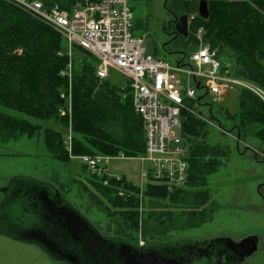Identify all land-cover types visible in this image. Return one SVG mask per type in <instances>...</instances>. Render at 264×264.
<instances>
[{"label": "rangeland", "instance_id": "1", "mask_svg": "<svg viewBox=\"0 0 264 264\" xmlns=\"http://www.w3.org/2000/svg\"><path fill=\"white\" fill-rule=\"evenodd\" d=\"M182 1L129 0L134 15L133 32L144 37L146 53L152 55L156 51L171 65L181 60L186 62L194 48L186 38L176 41L175 24L171 28L172 21L185 14L181 11ZM61 42V54L67 55L72 69L71 81L60 90L65 96V106H69L73 100L76 75L80 74L83 64L94 65L95 62L87 53L67 45L64 39ZM220 61L227 65L233 63L228 58H220ZM111 80L125 87V79L120 74L112 72ZM238 90L216 104L203 97L201 106L194 107L196 116L207 123L206 144L228 149L229 156L225 165L206 176L204 186L194 189L196 197L183 198L175 203L169 198L150 201L145 197L143 191L148 182L142 171L148 168L149 162L143 161L141 156L122 158L97 153L109 158L110 176L125 179L139 188L138 191L132 190L138 197L135 207L125 203L131 199L126 188L109 189L104 182L101 185L91 181V171L85 170L81 159L91 155L72 154L74 136L79 141H83V137L74 133L69 117L60 116L65 127L56 120L35 121L37 129L33 134H11L0 128V264H66L52 259L26 239H20L27 237L28 214L14 197L18 191L30 189L38 183L54 187L61 198L104 237L126 239L141 247V243L162 245L181 240L239 243L254 236L258 240V251L248 261L264 264V140L254 134L261 127L240 126ZM0 110L14 114L2 107ZM50 130L62 132L63 138H70V142H64L65 148L70 147L71 153L66 149L68 161L59 160L56 151L52 154L46 149L44 139Z\"/></svg>", "mask_w": 264, "mask_h": 264}, {"label": "trees", "instance_id": "2", "mask_svg": "<svg viewBox=\"0 0 264 264\" xmlns=\"http://www.w3.org/2000/svg\"><path fill=\"white\" fill-rule=\"evenodd\" d=\"M41 1L46 5L56 3L63 9H71L80 0ZM199 1L181 2V11L188 17L194 16L189 25V35L185 37L194 44L191 53L199 48L196 34L203 28V43L216 50L219 58L230 59L237 77L264 91V0H207V20L198 15ZM176 19L172 21L171 28ZM174 34L176 41L183 39ZM61 39L60 34L28 12L0 0V107L14 113L0 110V128L9 130L11 134H33L37 129L35 121L56 120L61 126H66L59 115L65 106L60 90L69 82L60 75L68 65L67 55L59 54L62 52ZM78 49L93 58L95 64H83L80 74L74 79L72 125L74 133L81 135L83 141L74 136L72 154L142 156L145 151L143 122L134 111L126 80L125 87H120L111 78L101 80L96 74L97 59ZM154 56L160 57L156 51ZM237 96L240 126L261 127L254 134L264 140V101L245 88H239ZM181 118L183 136L190 144L187 157L189 181L185 188L176 191L148 184L143 193L150 201L169 198L175 203L183 198L196 197L194 189L204 186L206 176L227 162L228 149L206 144L207 123L204 120L188 111H182ZM44 145L52 154L56 151L59 160H69L62 132H47ZM90 174L91 181L101 185L108 179L105 186L109 189L126 188L131 199L125 203L135 207L138 197L132 190L138 191L139 188L125 179ZM155 245L158 244L144 247Z\"/></svg>", "mask_w": 264, "mask_h": 264}, {"label": "built area", "instance_id": "3", "mask_svg": "<svg viewBox=\"0 0 264 264\" xmlns=\"http://www.w3.org/2000/svg\"><path fill=\"white\" fill-rule=\"evenodd\" d=\"M2 1L28 12L60 34L67 45L95 57L96 74L101 80L111 78L112 72L126 80L134 111L143 122L145 151L141 157L149 166L142 176L148 184L176 191L185 188L189 181L190 144L182 132V111L197 115L194 107L201 106L203 97L216 104L239 88L254 92L264 101L263 90L237 77L234 68L221 63L217 51L203 43V28L196 34L199 48L186 62L171 65L146 53L144 37L133 32L134 15L129 0H80L71 9H63L56 3L46 5L41 0ZM193 19L194 16L188 17V28ZM71 70L68 64L60 73L69 82ZM200 92L204 94L199 95ZM61 98L65 96L61 94ZM59 115L72 119V104L60 109ZM64 142H70V138L64 137ZM119 156L126 158L122 153ZM81 159L92 174L114 178L109 174L107 156ZM107 183L108 179L104 185Z\"/></svg>", "mask_w": 264, "mask_h": 264}, {"label": "water", "instance_id": "4", "mask_svg": "<svg viewBox=\"0 0 264 264\" xmlns=\"http://www.w3.org/2000/svg\"><path fill=\"white\" fill-rule=\"evenodd\" d=\"M198 15L208 19L207 0L199 1ZM175 33L183 38L189 35L186 14L176 19ZM14 198L23 204L28 214V223L25 224L27 237L20 239H26L52 259L66 264H201L195 255L203 254L204 251L198 248L208 244L176 241L137 247L123 239L104 237L79 211L61 198L54 187L47 184L38 183L30 189L20 190ZM250 239L257 240L253 236L245 241ZM257 247L258 243L255 242L249 248L253 252Z\"/></svg>", "mask_w": 264, "mask_h": 264}, {"label": "flooded vegetation", "instance_id": "5", "mask_svg": "<svg viewBox=\"0 0 264 264\" xmlns=\"http://www.w3.org/2000/svg\"><path fill=\"white\" fill-rule=\"evenodd\" d=\"M255 242L258 243V240L250 239L247 242L243 241L239 243L220 241L215 245L208 243L204 247L200 246L198 248L204 252L201 255L196 254L195 257L198 259V263L201 264H254L250 263L248 260L258 251V247L253 252L249 248L254 246ZM198 249L196 251H198ZM198 256H200V258H198ZM201 260L203 262H201Z\"/></svg>", "mask_w": 264, "mask_h": 264}]
</instances>
